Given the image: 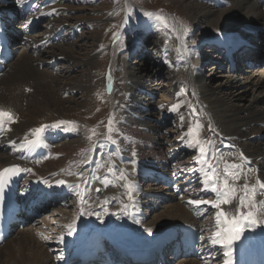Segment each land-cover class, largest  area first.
I'll return each instance as SVG.
<instances>
[{
  "label": "bare ground",
  "instance_id": "bare-ground-1",
  "mask_svg": "<svg viewBox=\"0 0 264 264\" xmlns=\"http://www.w3.org/2000/svg\"><path fill=\"white\" fill-rule=\"evenodd\" d=\"M4 1H9V3L0 2V10L2 12L6 10L15 11L17 9L15 6L16 3L15 0H4ZM128 1L129 0H127V2ZM205 1L206 2L211 1L212 3L210 2V4L216 7H222L226 5L229 6V4L230 6L223 8L221 10H216V8L215 9L214 7L212 8V6H209L208 3H206ZM51 8H56V12H53L55 16L56 14L59 15L60 12L64 10L61 9L60 6L51 7ZM51 8H50V12L52 10ZM37 10L38 9L35 6V8H33L30 11L28 15L29 19L27 21L30 20L31 23L35 22V20L37 18H40L39 16L41 15L46 19L48 14L45 13L44 11H41L37 14ZM186 12H188L189 17L191 18L193 23L201 24L207 21V26L213 25L214 27L217 26L220 28L218 30L219 32L214 35L215 37L218 34L217 37L213 39L214 41H220L224 39L233 41L235 40L236 37V34L233 35V33H238L239 36L241 35L244 38H247V42L249 41L253 45H255V47L246 46V48L241 47L239 50H237L236 53H234V60L236 64L238 63V61L240 62L253 61L257 65V63L259 62L261 63V59L264 60V53L260 54L259 52H257V50H259L257 46L259 44L258 39L264 40V35H263L264 1L263 0H208V1L190 0L186 2ZM50 22H52L51 25L55 23L54 19L50 20ZM57 22H59V24L57 25H55L56 23L54 24L56 26L54 28L56 29H54L52 26L53 29L50 28L45 33H38L33 36H29L31 34L28 33L30 24L26 23L27 26H25L26 24L25 25L23 24L16 27L13 26V22H12V23H8L7 25V29L9 28L10 30L8 35L9 37H11L12 40L16 39L18 36L19 37L21 36L22 39L25 40V42H23L24 44H22L21 42V44L17 45L15 48H12L15 55L17 54L18 56V60H14L13 57L11 61L4 63L5 68L3 71L0 72V108L9 110L11 112L16 109L15 110L16 114L12 112L14 115V121H13L14 124L16 123L15 120L19 118L21 113L24 117H27L24 118V121H22L20 124L18 123L17 126H19L20 128L18 130H15V133L17 134L19 133V131L22 132L25 131L26 129H29V135L26 136L27 135L26 134L25 135L26 137L24 138L21 137L22 140H19L21 138H17V137L21 133L18 136L15 134L17 137L13 136L14 130L11 127H8L9 125H11L10 122L9 124L7 123V125L6 123L4 124L5 127L4 131L0 132V136H2V133H4L3 137L5 139L4 143L0 142V170L3 167L11 164H18L21 165L22 167L23 166L29 167V165H32L33 164L32 162H24L21 159L20 156L22 155V153H20L19 151L21 146L28 139L35 140L37 137L33 132V130L37 128L31 127L28 122L34 121L37 122L38 124L40 120H42L44 117L46 118L48 117L46 116L47 114L45 112L46 110L49 111L50 109H58L57 111L59 110H61V112L65 111L63 106L65 101L58 100L57 99L58 97L56 98V94L54 91L55 88L54 89L51 88L50 84L46 82L50 81V83H52L57 81L58 83L61 81L63 82V79L65 80L67 78L63 77V79L61 80L59 77H57L58 79L55 80L56 78L53 77L51 80H49L50 75L53 73V70H50V68L52 67L51 64L54 62V60L52 61L50 60L51 62L48 63L46 58L47 54L51 53V56L54 59L55 57L66 58V61L69 63H73L74 66H81V65L96 66L98 62L97 59L98 55H96V52L98 50L94 52V55L92 56L88 55L90 56L88 57L85 53L81 54L80 51L72 47L73 45H76L79 48H81L87 46L86 44H82L79 42L67 43L68 41L66 42L65 40L67 39H64V37L61 36L58 37L57 31H60L62 27H65L64 23H66L67 21L59 19ZM66 24H67L66 26L69 29L72 28L73 30L72 32L79 31L78 23H76L75 25H71L69 22H67ZM246 29H250L251 31L256 32V34L245 32L244 30ZM86 38L94 39L93 36H86ZM58 41H61L60 43H63V41H65V43L67 44H60V45L55 44L58 43ZM238 41L242 42V39H238ZM151 46L152 45H150V47ZM202 47H200L199 50H192L190 48V50L188 49L189 51H187V54L189 55L191 54L193 56L192 62L194 64V67L193 70L190 71L189 82L185 83L186 88L182 90V91L185 90V93L186 90L187 92L190 93L189 90H192L194 87V93L196 95L194 96V99L196 100V103L199 100L200 102L204 103L208 108L207 112L202 111L204 113L201 114L202 116L200 115L203 118V120L206 121L202 131L192 128L193 133L190 135H186V133H188L189 128H187L183 123H181V121H178L177 122L178 125L181 124L180 130H182V134L177 135L175 140L170 139L171 137L168 135L169 133L166 131L168 129L169 132L170 131L173 132V130L171 129L172 127H167L166 129H162L160 123L162 125L164 121H167L169 124H172L171 122H173L175 126L176 122L173 121L174 118L177 117L178 115H181L184 112V110L189 114L190 117L194 118V117H200L198 115L200 114L201 109H198L199 107H196L194 105L192 106V108L190 107L188 108L187 105L188 103L186 104L185 100H189V97L185 93L183 94V102L185 105L181 102L180 89L179 86L177 85L179 79L176 77H174L176 81L173 90H175V92L178 91L179 94L177 93L175 96L173 95L172 98H170V96L169 97L166 96L165 98L163 97V99L167 100L165 102L162 100L157 101V98H155L154 94L152 93V90L154 92L155 90L161 89L162 88L161 82L158 81L155 82V85L158 84V86L156 87H152L149 90L145 89L146 86H144L145 85L144 81L148 80V78L151 76V71L150 68L146 65V63L142 61V58L139 57L137 58L135 57L134 59L136 60L134 62L128 61L127 60L128 57L125 59L126 63H128L127 65L128 82L127 81L126 82L128 83L127 86L129 87V89H126L124 93V97H125L124 111L126 113L125 117L128 116V121L126 122L127 119L126 120L124 119L123 121L119 120L120 121L119 122L117 119L118 117L116 116L118 113L116 114L115 112L116 115L115 114L113 115V118L115 120L114 128L117 130L116 133L114 134V139H116L117 141L116 144L121 150V152L119 150H116L117 152L114 154L115 156L117 154H118L117 156H120L123 152L126 154L125 156L126 158H133L137 162L148 161V162L160 163L163 161H167L172 163L173 160H176L177 165L178 162H184L186 165H189V163H195L198 165L196 171L199 174H201L200 176H198V179H196L195 174L190 173L192 171L191 168L188 171L180 172L179 171L180 169L176 170V166H173L174 171L176 170L175 173L179 175L181 179H185V181H181V183H186L189 179H192L193 182L196 183V187L194 189H192V186L188 187L189 192L187 193L186 197H180L178 202L171 205V207L169 208L170 210L172 209L171 214L175 216L172 218H176V220L169 222L170 221L169 217L166 216L160 217L159 215L155 219H153L151 223L144 224V221L142 219L139 221V225L133 224V222L127 216L130 214V210H129L130 207L135 206V202L136 200H138L137 197L138 195L137 193H135V190L136 189L140 190V188H137V186L140 185L134 184L132 181H129L128 177L127 180H121V184L123 183V185H125L126 183L134 184L133 197L135 202L133 203L134 200L130 201L128 198L127 188L124 187L123 189L120 183L113 182L116 177L112 175L108 177L106 180L101 182V184L104 186V191L102 192L101 195H95V193L92 190V193L94 194V196H96V199L90 200L91 199L90 195H88L87 197L86 196L82 197L84 202L81 205V200H80L79 205L77 206V211L81 205V213L83 212L84 214H81L80 217L77 215L78 219L76 221L74 220L73 223L65 224V227L68 229L66 230L67 232L69 231L68 226L72 225L74 230L72 231L71 235L63 237V242H61V236L58 237L57 240H56L57 236H52V235L49 236L48 241L56 242L54 246L57 250L58 248L62 249V247L65 244L71 243L72 239L74 238L75 239L72 242L73 248L82 246L85 242L87 233L98 232L96 231V229L99 230L104 229L103 231L105 234L112 233V229H113V230H117L118 232L124 235H127V234H132L135 228L137 230H142V228L138 229V227H143V231L141 233H138V236L144 237V236H148L147 234L143 235L146 232L152 231L153 232L152 234L157 235L159 232L171 230L175 226L179 227L180 224L186 226H193L192 223H196V219L194 218V209H190L189 201L187 203L186 202L183 203L182 198H187V199L189 198L190 201L193 200V198H195L196 200L200 195L206 196L205 193H207L208 191H210V196H208V199H210V201H215L222 198L221 195L219 196L218 192H213L211 190V182H209V187L205 189L203 192L199 190V186L202 183L199 181V179L201 177L204 178V172L201 169L207 170V166L204 165L203 163L195 162L200 159L198 147L196 146L195 139L193 138L194 136H196V131H199V133L201 134L204 133L205 134L204 137H207V140L204 141L205 145L209 143L212 145V149L214 150L216 157L211 161L212 164L218 162L217 166L220 170L225 169L226 163L230 167V165L234 163L233 161H235L234 164L241 166V177L239 181L233 182L230 180V183H232L233 186L237 189V192L233 194L236 198L233 200V203L231 205L222 204L221 208L219 209L215 208L217 214L220 211L226 212L229 217H231V215L234 214V212L236 211V207L239 204V196L243 194L242 188L245 183H248L250 186L255 187L259 192V187L256 184V181L257 180L264 181V70L262 71L261 68L257 69L256 70L257 73L256 71H254L253 74L249 76V78H251L250 82H248L247 84H245V82L242 83L235 76L234 70L229 69L227 74L222 73L223 71H220L222 70L221 62L214 64L210 62L213 61L212 59L213 57L212 58L209 56L202 57V50H204ZM170 49L163 48L161 50V56H159L161 59L158 63L165 65L166 63L165 61H168L166 65L172 68V70L169 71L170 73H174L176 71L175 70L176 68L187 69L185 64L182 65L183 57L181 55H176L175 54L176 51L174 49L172 50ZM108 52H110V54H113L112 63L110 64L111 67H109L110 72L108 74L109 76L111 75L114 76V73L116 71L115 69L116 66L118 68V61H119V58L115 57V53L117 52V49L115 50V48L113 49L109 48ZM140 52L143 54L148 53L147 50L145 51L144 47L143 49H141ZM35 54H37V56ZM177 57L179 58L178 60L176 59ZM220 57L227 60L229 62L228 63L229 65L231 64V62L224 55H221ZM253 58H257L256 60L258 61L257 62L254 61ZM194 59H196V61L199 59L198 64ZM207 62H209V64L211 65L212 64L214 65L213 66L210 65L211 71H207V73L202 74V71H200L199 69L201 67L203 68L204 65L207 64ZM41 64L43 65L46 64V66L40 69ZM259 67H262L261 64ZM194 69L195 70L198 69L199 71H194ZM232 69L234 68L232 67ZM159 71L160 69H157V73ZM65 72H67V70ZM65 72H63L64 74L63 76L68 77V75H66L67 73L65 74ZM176 74H178L179 76L181 73L176 71L174 75ZM99 75L100 74L98 75L96 74L97 78H99ZM217 77L221 79L215 85H212V81H214ZM107 79L108 81H110L109 78ZM115 79H111V82L113 80L115 82ZM81 80L82 79L79 77V79L77 80L78 84L76 82H72V84L76 85L77 86L76 88H78V85L79 86L81 85ZM22 81L25 82L34 81L36 91L34 92L35 89L33 90V93H31L32 90L29 92L28 89L27 91H24L22 90L23 87L20 91V89H18L17 86L20 83H22ZM111 82H110V87H111ZM79 89L81 88L79 87ZM259 91L260 93L258 94ZM196 97L198 100L196 99ZM26 99L29 103L28 111L21 112L23 110H18L17 112V108L15 107H18L20 105L19 102ZM67 100L68 99H66V101ZM90 100H91V96H88L84 102L80 101L76 103L78 100L77 101L75 100L74 102L76 104H81L82 106L84 105L85 102H88ZM156 102L158 103L162 102L164 105L163 104L159 105ZM25 104L26 103H24L23 105ZM173 106H176L177 108L176 111L171 110ZM8 107H11L13 110H11ZM194 108L196 110H194ZM132 114H135V118L136 119L140 118V120L134 121ZM194 114L196 115L193 116ZM184 115L186 114L184 113L183 116ZM188 117L187 119L189 120ZM193 123L194 126H196L195 121H193ZM209 124H211L212 126L213 129L212 131L208 130ZM51 128L52 127L46 128L44 132L47 133L51 131ZM8 129L11 130V132L7 133ZM70 129H74V130H70ZM70 129L68 131H61L57 128H52L51 132L54 134H63L65 138L79 136L78 134L80 130H78V128L76 129L73 128V126H70ZM199 133L197 132V134ZM3 137L1 141L3 140ZM197 137H201V136H197ZM7 138L8 141L6 140ZM69 138L63 140L62 136L52 137V138L47 136V140L50 142V147L52 148V153H53V156L51 158L55 159L57 156H60L61 153H65V151L72 150L76 146L80 148V153L78 155V158L73 163L65 166L58 164V162H51L50 160L51 158L46 159V161H44L45 158H41V161L37 162V164H39L40 166L37 171L38 173L36 175L33 174L34 178L43 175H50L52 173L57 178H63L64 176L74 175L75 174L74 170L82 168L80 169V171H82L83 166L84 167L88 166L89 162L92 163L91 172L98 167L95 157L96 153H94L95 150H97L96 147L97 144L99 143L98 139H96L93 136H84V137H77L72 141H68ZM203 138L201 137V139ZM189 141H191V144L189 143ZM103 145L104 144L101 143V151L106 149L104 148ZM230 147H233L234 150L237 152L233 154L234 156L232 155V160L230 158L224 159L222 157H219L217 155V152L215 151V150L217 151L223 150V152H226V150H228ZM57 148L61 149L62 152L60 153L57 150ZM56 150L57 152H55ZM186 150L191 152L190 156L184 154ZM133 153H135V155H133ZM241 153L243 154V158L241 157ZM238 155L242 159L243 163L244 160L248 158L250 162L253 163V167L248 168L246 166H243L240 163L241 161L237 157ZM104 157L109 158V155L104 153ZM184 159L185 161H183ZM229 160L232 161L233 163L230 162ZM84 161H89V162L85 163ZM112 162L113 161L109 159V164H108L109 168L112 167ZM133 166L134 164L133 165L131 164V166L129 164H126V168H128L127 170H130L131 167L133 168ZM137 171L140 172V170ZM34 173H36V170ZM29 177H32V175ZM134 182L136 183V181ZM96 183H98V181L93 180L92 186H94ZM107 184H109V186H105ZM202 186L204 187V185ZM80 188H82V185L81 187L78 188V190ZM150 192L157 194L158 196L156 197H158V199L155 200L150 196H145V199L147 198L148 200L149 199L152 200L150 205L148 203L147 205H145V207H147L148 210L154 205H158L159 198H165L164 196L166 193H168V195L166 194L168 198L171 199L176 198L175 195L169 192L162 194L154 191H150ZM87 199L88 201H86ZM256 201H264V193L258 195L256 197V200L253 201V203H255ZM124 205H128V208L126 210L124 208ZM192 206L193 205L191 204V208ZM105 209L107 211H105ZM254 211L260 213L261 219H264V205L258 204L257 207L254 209ZM113 213H115V215H113ZM121 214H124V216L121 217ZM121 218L123 219L124 223H126L127 226L129 227L128 231L119 227L115 223L114 220L122 221ZM220 219L223 222V217H221ZM220 226L221 228L225 227L223 223H221ZM258 227L263 228L264 225H260ZM30 229L31 228H28L26 230L25 228V230L23 229L24 231L19 230V232L23 231L21 232V234H23L24 236L21 235L19 238L13 240L14 243L18 244V246H16L17 249H13L11 246H9L8 243H6L8 239L2 245H0V264H57L56 256L53 253L51 256V254L49 253L50 250H48V248H46L43 245L44 243L43 244L41 243L39 237L37 238L36 236L37 234L31 232L32 230L30 231ZM47 247H49V243L47 244ZM190 260L191 259L183 260L184 262L182 261V264H200V263L205 264L204 262L198 259H192L195 261H190ZM165 261L166 264H171L173 261L172 255H166Z\"/></svg>",
  "mask_w": 264,
  "mask_h": 264
},
{
  "label": "rangeland",
  "instance_id": "rangeland-1",
  "mask_svg": "<svg viewBox=\"0 0 264 264\" xmlns=\"http://www.w3.org/2000/svg\"><path fill=\"white\" fill-rule=\"evenodd\" d=\"M129 1L127 2V0H60L57 4H55L52 7L60 6V8L64 9V10H62V12H60L59 15L56 14V18H54L55 17L54 16V17H50L48 19L49 20V26H48V22L47 23L42 22L40 24L39 29L35 33L29 35V36H33V35H36L38 33H45L47 30L52 28V26H53V28L56 27L55 25L59 24V22H57L59 19L65 20V21L69 22L71 25H75L76 23H78L79 31H80L79 26L82 27V31L80 33H77L76 37L71 38V39H70L71 34L66 35L67 29L62 32V34L65 33V35H63V37H64V39H67V40H65L66 42L68 41L67 43L79 42L82 44H86L87 46L81 47V48H79L76 45H73L72 47L74 49L80 51L81 54L85 53L87 56L88 55H90V56L94 55V52H96L98 50L96 52V55H98V58H97L98 62L96 64V66H94V65L93 66L92 65H90V66L89 65L74 66L73 63L67 62L66 58L55 57V62L51 64L52 67L50 68V70H53V73L50 75L49 80H51L53 77L56 78L55 80L58 79L57 77H59L62 80L64 77L67 79H65V80L63 79V82H66L67 84L63 83L62 81H61L62 83L61 82L57 83V81L52 82V83H50V81H47L46 83H49L51 88H53V89L55 88L54 91L56 94V98L58 97L57 98L58 100L65 101V103H64L65 105L63 104L65 111L61 112V110H59L60 111L59 112V111H57L58 109H50L49 111L46 110L45 111L47 113L46 116H48V117L47 118L44 117L42 120H40L41 123L39 122L38 124H37V122L29 121L28 123L31 127L40 128V126H43V125H46L49 123H55V121H56V123L59 121L74 122V123H69L66 125H71V126H73V128H76V129L78 128V130H80L79 134H78L79 136H77V137L93 136L96 139H98L99 143L97 144L96 148L98 151L101 152V143H103L102 137H106L108 135V133L106 131H107L109 118H113V115L116 112V114L118 113L117 115L115 114L118 117L117 118L118 121L119 120L123 121L124 119L125 120L127 119L126 122L128 121V116L125 117L126 113L124 111L125 110V108H124V102H125L124 93H125L126 89H129V87L127 86V84H128L127 83L128 82L127 81V78H128V76H127L128 75L127 65H128V63H126L125 59L127 58L126 54L128 53V51H131V49L135 50V48H134L135 42L137 41L139 34L141 36L140 37V44H145V46L148 48L147 51H149L148 54L146 53V57L143 58V57H139L140 54L137 52V50H138L137 49L136 50V56H135L136 58L137 57L142 58V61L144 63H146V65L150 68V71H151V76H150L151 78L149 77L148 80L144 81V84H145L144 86H146L145 89L149 90L152 87H156V86H158V84L155 85V82H157V81L161 82L162 88L160 87L161 89L155 90L154 92L152 90V93L154 94L155 98H157V101L162 100L165 102L167 100L163 99V97L165 98L166 96L167 97L170 96V98H172L173 95L175 96L177 93L179 94L178 91L175 92V90H173L174 85H175V81H176V79L174 77H176L179 79L177 85L179 86V89H180L181 102L184 104L183 94L185 93V90L184 91H182V90L186 88L185 83L189 82V77H190L189 75H190L191 70L176 68L175 70L177 72H180L181 74L179 76H178V74L174 75V73L176 71L174 73H170L167 70H165L164 66H167L166 63H165V65L158 63L157 62L158 59L154 58V56L150 52H153V54H155V57L158 56L159 61H160L161 58L159 56H161V50L163 49L162 47L167 44L170 48L172 47L171 49H174L177 53H179V54L183 53L182 55H184V54L187 55L186 52H183V46L184 45L190 46V41H192L191 39H194V43L191 42L193 44H196V43L199 44V42H201V41H203V43H204L207 40H209L211 38V36L213 38L214 35L219 32L218 30L220 28L217 26H215L216 27L215 28L213 25H208L209 26L208 27L207 21L203 22L201 24L193 23V21L189 17L188 12H186V2H188L190 0H129ZM192 1H195V0H192ZM210 2L211 1L206 2V3H208L209 6H212V8L213 7H214V9L216 8V10H221L223 8L230 6V4H229V6L226 5V6H222V7H216L212 4H210ZM129 8L131 9V14L133 13L132 17L130 16L131 22L132 21L135 22V26L132 29H136V31H139V33H137V34H134L133 32H130L129 30H127L125 32V28H124V26L126 24L125 16L127 14V9H129ZM51 9L52 10L55 9V12H56V8H51ZM52 10H51V12H52ZM145 12H153V13H157V14L164 16L167 20L169 28L166 29L164 27V25L163 26L161 25V24H163L161 21H158L154 18H151V19L154 20L155 22H157L158 24H160L159 28L157 27V32L154 31L153 27H151V25H152L151 23H149L147 25V28H150V30H149L150 34L148 33L147 28H145V27L138 28L139 25L142 26V20L145 17H147L144 14ZM109 13H112V14L110 15ZM76 18H78V19H76ZM53 19L56 23V24L54 23L55 25L54 24L51 25L52 22H50V20H53ZM56 19H58V20H56ZM78 21H81V22H78ZM21 22H22V19L16 20L15 21L16 27L21 25ZM66 23H64V26L66 28H68L66 26L67 25ZM203 24H205V25H203ZM46 26H48L47 29H46ZM185 26L188 29L187 34H184V31H183ZM54 29H56V28H54ZM72 31H73L72 28H70V29L68 28L69 33H71ZM144 32H147V33L144 34V39H143L142 34ZM122 34H124V37L122 38V40L124 41L123 44L125 45V47H124L125 50L119 51L120 49L118 50L116 45L119 46V42L121 41ZM147 34H149V36H147ZM153 35H156V36L152 40ZM217 35L215 37H217ZM86 36H93L94 39H87ZM132 37L134 38L135 42L131 39ZM165 39H166V41H165ZM65 41H63V43H60L61 41H58V43H55V44H57V45L67 44V43H65ZM258 42H259L260 46H259V44L257 45L259 48V50H257V52L262 54V53H264V51H262L264 49V40L258 39ZM150 43L152 45L151 47H150ZM19 44H21V42H19L18 45ZM22 44H24V43L22 42ZM16 46H14V48ZM112 47L115 48V50L117 49V52L115 53V57L116 58L118 57L119 61H118V68L116 66V69H115L116 71L114 73V76H112V75L109 76V74H108L110 72L109 67H111L110 64L112 63L113 54H110V52H108V49L109 48L113 49ZM152 48H153V50H152ZM177 49H180L181 51L178 52ZM203 49L204 50H202V57L203 56H205V57L209 56L211 58L213 57L212 58L213 61H210V62H212L214 64L221 62L222 63V70H220V71H223L222 73L227 74L229 69L234 70L235 76L242 83L245 82V84H247L248 82H250L251 78H249V76H251L253 74V72L256 71L257 69L261 68L262 71L264 70V65H263L262 61H261V63L260 62L257 63V65L253 61L250 63H248L246 61H241V62L238 61V63L236 64V67H234V69H232L231 64L229 65L228 64L229 62L227 60L220 57L221 55H218L217 53L212 52L207 47L203 48ZM189 50H190V48H189ZM98 52H99V54H98ZM35 55L37 56V54H35ZM90 56H88V57H90ZM135 57H133L130 61L134 62L136 60V59H134ZM192 57L193 56L191 55V58ZM46 58H47L48 63L51 62L52 60H54V58L51 56V53L47 54ZM110 59H111V61H110ZM176 59L178 60L179 58L177 57ZM256 59L257 58H253V60L257 62L258 60H256ZM14 60H18V56H17V54L15 55V53H14ZM194 60L196 61V59H194ZM198 62H199V59L196 61V63L198 64ZM46 64L45 65L41 64L42 66L40 65V69L45 67ZM214 64L211 65V64H209V62H207V64H205L203 68L201 67L200 69L199 68L198 69L200 71H202V74H204V73H207V71H211V66H213ZM260 64L262 67H259ZM182 65H183V63H182ZM168 67H170V66H168ZM157 69H160V71L158 73H157ZM66 70H67V72H65ZM63 72H65V74L67 73L66 75H68V77L63 76L64 75ZM256 73H257V71H256ZM96 74L97 75L100 74L99 78H97ZM104 75L106 78L104 77ZM79 77L82 79L81 85L80 86L78 85V88H76L77 86L72 84V82L77 83V80L79 79ZM107 78L110 79V82H111V79L116 78L115 82H114V80L111 82V87L110 86L108 87V83H107L108 79ZM191 79H192V77H191ZM220 79L221 78L217 77L214 81H212V85H215ZM110 82H109V85H110ZM17 87H18V89H20V91H21L22 87H23L22 90H24V91H27V89L29 92L32 90L31 93H33L34 89H35L34 92L36 91L34 81H27V82L22 81V83H20ZM79 87L81 89H79ZM111 90H112V93H111ZM192 90H189L190 93L187 92V90H186L185 94L188 95L189 100H185V102H186V104L188 103L187 104L188 108L189 107L192 108L193 105L196 107H199L198 109H201V112L198 116H200L202 113L207 112L208 108L206 107V105L204 103L200 102L197 99V97H196V99L198 100V102L196 103V100L194 99V96H196L194 93V87ZM63 92H64V94H63ZM191 92H193L194 94ZM259 93H260V91L258 92V94ZM88 96H91L90 101L85 102L84 105H82V106H81V104H76L80 101L84 102ZM66 99H68V100L70 99V100L66 101ZM71 99H73V100H71ZM75 100L76 101L78 100V101L75 103L74 102ZM155 101H156V99H155ZM24 103H26V104L23 105ZM156 103L159 105L163 104L162 102L161 103L156 102ZM201 103L204 105V107ZM19 104H18L19 105L18 107H15V108H17V112H18V110H23L21 112H27L28 111L29 103H28L27 99L22 100L21 102H19ZM8 108L13 110L11 107H8ZM195 108H194V110H196ZM185 109H186V107H185ZM15 110L12 111L14 114H16ZM202 111H204V112H202ZM184 113L186 114V115H184L185 118L183 116ZM195 115L196 114H194L193 116H195ZM132 116H133L134 121L140 120V118H138V119L135 118V114H132ZM182 116H183V119H181ZM188 116H189V114L184 110V112L181 115H178L177 117L174 118L173 121L176 122L175 126L179 127V131H178V128H174L172 125H166V126L160 125V126L162 129H166L167 127H172L171 129L173 130V132H171V131L169 132L168 129L166 131L169 133V134L168 133L167 134L171 137L170 138L171 140H175L177 135L179 134V132L182 134V130H180L181 124L178 125V123H177L178 121H181V123H183L187 128L191 127V128H195V129L202 131V129L206 123V121H204L203 118L201 117L202 115L200 117H198L196 120H193V117H190V116L188 117ZM187 117L189 118V120L187 119ZM24 118H27V117H24L21 113L19 118H17L15 120L16 123L14 124L13 123L14 120H13L12 122H10L11 125L8 126L14 130L13 136L17 137L21 133L19 135L20 137L18 136L17 138H21V137L24 138V137L29 135V129L22 131L23 133L21 131H19V133H17V134L15 133V130H18L20 128L19 126H17L18 123L20 124L22 121H24ZM53 119H55V120H53ZM151 121H152V119H151ZM193 121H195V124L197 123V121H199V123L202 125V128H197L196 126H194ZM185 122H187V123H185ZM209 122H210V120H209ZM116 123H117V120H116ZM171 123H173V122H171ZM6 125H7V123H6ZM9 132H11V130L8 129L7 133H9ZM197 132L199 133V131H196V136H201L202 138L204 137V135H205L204 133L197 134ZM181 134H179V135H181ZM201 137H199V138H201ZM22 138L19 140H22ZM76 138L68 139V141H72ZM6 140L8 141V138ZM4 142H5V139L3 137L2 143H4ZM57 150L60 153L62 152L61 149L57 148ZM57 150L55 152H57ZM79 153H80V148L78 146H76L72 150H68V151H65V153H61V155H62V156L60 155L61 157L59 156V158H57L55 160H51V162H58V164H61L62 166L69 165V164L73 163L78 158ZM185 159L183 161H185ZM178 165H186V164L184 162H178ZM120 166H122V165L120 164ZM186 166H188V165H186ZM80 169H82V168L74 170L75 171L74 175L80 174L82 172V171H80ZM74 175H72V176H74ZM29 176H31V175H29ZM113 176L116 177L115 174ZM73 182L76 183V185H79V187H81V184L77 181V179H74ZM133 183L136 184L135 182H133ZM137 188H138V186H137ZM150 191H154V192L161 193V194L166 193V192L170 193V191H168V189H166L165 186L156 184L154 181H148V182H146V184L142 188V192H144V194L139 195L138 200H136V202H135L134 197H133V200H134L133 203L135 202V204L142 205V206L147 205V203L150 205L152 200L151 199L148 200L147 198L145 199V196H148L145 193L150 192ZM89 192L90 193L83 195V197H85V196L87 197L88 195H90L91 196L90 200L96 199V196H94V194L92 193V190ZM166 194L168 195V193H166ZM172 194L175 195L173 192H172ZM175 197L176 198H173V199L168 198V197L159 198L158 205H154L153 207L149 208V210L146 207L144 209V212H146V216H145V218H141V220L143 219L144 224L151 223V221L159 215H160V217L161 216L162 217H164V216L169 217V219H170L169 222L176 220V218H172V217H175V216H173V214H171L172 209L171 210L169 209L171 207V205L178 202L179 197L176 195H175ZM81 198L82 197L76 198L75 202L71 201L65 205H60V206L52 208L48 212V214H46V217H45L46 219L42 218V219H45L42 223L38 224V226H35V227L32 226V224H28L24 228L17 229L12 234V236L8 239V241L6 243H8L9 246H11L13 249H17L16 246H18V244L14 243L13 240H15L16 238H19L21 235L24 236L23 234H21V232H23L25 230V228H26V230L28 228H31L30 231L32 230L31 232L36 233L37 234L36 236H37V238L39 237V239L41 240V243L42 244L44 243L43 245L46 248H48V250H50L49 249L50 247H47V244L49 243V241H48L49 236H51V235L52 236L65 235L67 233L66 230H68L65 227V224L73 223L74 220L76 221L78 219V216L79 217L81 216L82 202H81V205L77 211V206L79 205ZM152 198L155 200L158 199V197H156V196H152ZM186 199L187 198H182V200H183L182 202L187 203L188 201H190L189 198H188L189 200L188 199L186 200ZM196 200H198V199H196ZM86 201H88V199ZM149 205H148V207H149ZM192 205L193 206L191 208V203L189 204L190 209H194L195 205L194 204H192ZM212 216H214V213H212L211 215L209 214L208 218L201 221L203 226H206V228L208 226H210L209 224L212 221ZM67 217H68V220H67ZM32 227H34V228H32ZM140 228H142V227H140ZM19 230H23V231L19 232ZM152 233H153L152 231L151 232L149 231L143 235H146V234L149 235ZM207 233H209V232H207ZM59 241H60V239H59ZM49 253L52 256L51 251ZM183 260H185V259L173 260L171 264H180V263L182 264ZM190 261H195V260L191 259ZM197 262H198V260H197Z\"/></svg>",
  "mask_w": 264,
  "mask_h": 264
},
{
  "label": "snow or ice",
  "instance_id": "snow-or-ice-1",
  "mask_svg": "<svg viewBox=\"0 0 264 264\" xmlns=\"http://www.w3.org/2000/svg\"><path fill=\"white\" fill-rule=\"evenodd\" d=\"M15 2L18 5H24L26 3V0H15ZM53 12H55V9L52 10V12L47 13L48 15H51ZM110 15L112 13H109ZM147 17L154 18L158 21H161L164 25V27L167 29L169 28V25L167 23V20L164 16L153 13V12H145L144 13ZM131 15V9H127V14L125 16V21L130 18ZM27 24H31V21H27ZM27 24L25 26H27ZM184 34H187V27L185 26ZM0 32H3V29L0 28ZM179 39V38H178ZM178 52H180V49H177ZM188 49L186 45L183 46V52H187ZM183 54V53H182ZM166 63L168 61H165ZM173 111H176V106H173ZM7 118L8 121H13L14 116L13 113L9 110H5L3 108H0V132L4 131V120ZM183 119V117H181ZM74 123L69 121H59L56 124L53 125H43L40 128L34 129V134L38 137L37 140L32 141L28 140L27 144L30 147H35L39 143V137L40 134L43 133L46 128L52 127L60 129L63 125ZM115 120L114 118H109L108 120V126H107V133L108 135L105 137L108 141H110L113 144H116L117 141L114 139V134L116 133V129L114 128ZM197 128H202V125L197 121L196 123ZM64 131H68L69 129L67 127L63 128ZM208 130L212 131L211 124L208 125ZM193 133V129L190 127L188 129V133L186 135H190ZM91 138V137H89ZM195 144L198 147V151L200 154V159L195 161L196 163H203L207 166V170L201 169L204 172V180L203 185L204 188L209 187V182H211V190L213 192H219L221 195V199L215 200V201H209V200H191L189 203L194 205H200V204H211L214 208H221V205H231L233 203V200L236 198L233 194L237 192V189L233 186L232 183H230V180L233 182L239 181L241 177V166L237 164H231L230 167L226 163L225 169L220 170L217 165H214L211 163L213 159H215V152L212 149V145L209 143L205 145L204 141L207 140V137H204L203 139L194 136ZM14 143V142H13ZM191 144V141H189ZM135 155V153H133ZM222 156V154H221ZM241 157L243 158V154L241 153ZM85 163H88L89 161H84ZM134 163V161H133ZM218 163V162H217ZM189 169H180V172L188 171ZM21 171L32 173V169L30 168H23L21 169L19 165H12L10 167L4 168L3 170H0V193L3 192V188L5 186V174H10L7 178L8 181L12 179L13 176L18 175ZM118 171L119 178L121 180H127V176L123 171H119L118 169L109 168V172ZM34 174V173H33ZM82 177V173L78 174ZM107 179V177H105ZM41 183L47 185V187H52V184H49L47 180L40 181ZM256 184L259 187V192L255 187L250 186L248 183H245L242 188V195L239 196V204L236 207V211L234 212L231 217L228 216V214L224 211H220L217 215V224L220 225L223 223L225 227L220 228V230L216 231L214 235L210 238L211 244L214 245H221L223 249H226V251L223 252V256L226 258L224 260V264H233V244L235 241L239 240L240 237L243 235L245 229H252L260 225H264V219H261V214L254 211V209L257 207V205H264V201H256L253 203V201L256 200V197L262 193H264V181L257 180ZM56 185H67V182L64 180H57ZM107 186V185H105ZM128 190V198L129 200H133V187L134 185L132 183H126L123 185ZM78 188L79 185H76ZM96 191H101V189H96ZM78 194V193H77ZM247 201V203H246ZM81 202L83 203L84 200L81 198ZM107 202V201H106ZM125 210L128 208V205H124ZM105 211H107L105 209ZM81 214H84L83 212ZM115 215V213H113ZM221 217H223V222L221 221ZM69 232L68 234L71 235L72 231L74 230L72 225L68 226ZM61 242H63V238L61 237Z\"/></svg>",
  "mask_w": 264,
  "mask_h": 264
}]
</instances>
